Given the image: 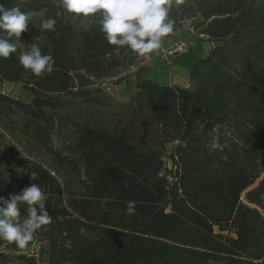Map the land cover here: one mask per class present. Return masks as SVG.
Returning <instances> with one entry per match:
<instances>
[{
	"label": "trees",
	"instance_id": "obj_1",
	"mask_svg": "<svg viewBox=\"0 0 264 264\" xmlns=\"http://www.w3.org/2000/svg\"><path fill=\"white\" fill-rule=\"evenodd\" d=\"M18 3L0 0L6 9ZM20 7L38 19L17 52L0 58V83L22 84L33 97L0 92V129L24 146L1 157L0 197L37 184L52 223L24 249L0 240V262L10 250L20 264H264V0L174 5V31L164 40L195 19V35L214 47L195 61L188 87L160 83L141 67L137 91L115 113L97 83L139 56L109 45L98 16H61L54 31H41L54 0ZM31 43L53 56L50 75L20 65ZM67 122L73 139L57 141ZM213 138L229 147L211 150ZM34 243V255L20 254Z\"/></svg>",
	"mask_w": 264,
	"mask_h": 264
},
{
	"label": "clouds",
	"instance_id": "obj_2",
	"mask_svg": "<svg viewBox=\"0 0 264 264\" xmlns=\"http://www.w3.org/2000/svg\"><path fill=\"white\" fill-rule=\"evenodd\" d=\"M19 0L16 6L6 9L0 4V58L7 59L17 52V43L22 33L29 31V15L21 10ZM185 0H54L57 8L54 16H47L48 9L39 12L46 17L40 22L41 31H54L57 18L71 15L75 17L98 16L99 30L109 45L117 50H130L137 56L148 57L157 53L164 39L174 31L175 21L170 18L173 6H180ZM19 63L36 77L50 75L54 71L55 60L51 54H42L37 43L28 45L19 54ZM175 144L186 147V142L177 139ZM228 144H220L216 138L210 149L224 152ZM227 160V155L221 157ZM165 159V157H161ZM17 173L23 171L17 168ZM158 173V175H161ZM47 196L41 187L32 183L19 193L0 197V240L14 243L17 248H26L34 239V234L43 226L52 223V216L46 210ZM21 205L27 206V216L21 219ZM126 213L136 214V201L126 202ZM81 228V234L84 233ZM64 246L72 247L70 239Z\"/></svg>",
	"mask_w": 264,
	"mask_h": 264
},
{
	"label": "rangeland",
	"instance_id": "obj_3",
	"mask_svg": "<svg viewBox=\"0 0 264 264\" xmlns=\"http://www.w3.org/2000/svg\"><path fill=\"white\" fill-rule=\"evenodd\" d=\"M29 15V24L28 28L32 26L34 21L38 19V15L34 13H30ZM197 20H188L184 23L182 28H180L178 31V36H173L172 38L168 40H164V43L162 45V48L157 52L154 53L148 57H138L136 59V63L129 67L128 69H124L120 71L116 76L104 78L102 80H99L97 85H100L102 89H104L105 92L109 93V95L114 99L113 103L116 105V108H113L112 111L119 112L121 111V107L119 106L121 104H125L132 94H134L136 90V72L140 70L141 67L145 68V73L151 76H155V74L159 73V71H165L167 75H171V77L175 76H182V74H189L190 70H186L185 67H181L179 59L176 60L177 64L176 68L175 61L173 60L175 57L177 58L180 54L187 55L188 53H191L192 56L194 55V52L191 51L192 49V41L200 40V41H208L211 42L206 36H197L195 35V29L194 24ZM22 35V34H21ZM174 35H176L174 33ZM21 37H20V44H21ZM186 43L188 45V51L183 52L177 50L178 47L182 44ZM196 43H199V41H196ZM181 59V58H180ZM170 66L168 68L167 65ZM194 65V64H193ZM0 92L7 94L9 96H12L14 98H19L23 101H30L33 97V93L30 90L24 89L22 84L17 83H9L4 82L0 83ZM108 113L103 111L102 113H98V115L105 116ZM64 137L57 138V141H60L59 139H65L66 141H69L73 139L74 137V130L70 124V122H67L64 126ZM57 144V142H56ZM15 149V150H14ZM24 146L22 147L18 141L17 138L10 135L8 132H4L0 129V160L1 157L9 156L11 153H17L16 151H23ZM167 150L171 151L172 146L169 144L167 145ZM37 251V244H32L28 250L24 252V254L34 255ZM5 256L3 257V262H0V264H20L19 260L15 258V253L10 250H3ZM43 263V260H40V264Z\"/></svg>",
	"mask_w": 264,
	"mask_h": 264
},
{
	"label": "crops",
	"instance_id": "obj_4",
	"mask_svg": "<svg viewBox=\"0 0 264 264\" xmlns=\"http://www.w3.org/2000/svg\"><path fill=\"white\" fill-rule=\"evenodd\" d=\"M178 32L176 31L174 36H178ZM173 39V38H172ZM196 41H199V43H196ZM192 41V49L191 51L194 52V55L192 56L191 53L180 54L177 58L175 57L173 60L175 61V67L177 66L176 60L179 59L181 67H185L186 70H189L196 60L204 57L208 52L214 47V42H208V41H200L196 40ZM181 58V59H180ZM165 65L168 66V64L165 63ZM170 68V66H168ZM150 78L157 80L160 83L163 84H169V85H176L179 87H188L190 85L189 81V74H182V76H175L171 77V75H167L165 71H159V73L155 74V76H151Z\"/></svg>",
	"mask_w": 264,
	"mask_h": 264
},
{
	"label": "built area",
	"instance_id": "obj_5",
	"mask_svg": "<svg viewBox=\"0 0 264 264\" xmlns=\"http://www.w3.org/2000/svg\"><path fill=\"white\" fill-rule=\"evenodd\" d=\"M188 45L186 44V43H182L179 47H178V49L177 50H179V51H183V52H187L188 50Z\"/></svg>",
	"mask_w": 264,
	"mask_h": 264
}]
</instances>
